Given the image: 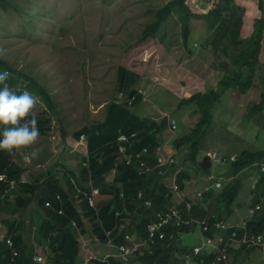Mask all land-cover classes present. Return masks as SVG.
Instances as JSON below:
<instances>
[{"label":"trees","instance_id":"obj_1","mask_svg":"<svg viewBox=\"0 0 264 264\" xmlns=\"http://www.w3.org/2000/svg\"><path fill=\"white\" fill-rule=\"evenodd\" d=\"M258 9L260 12L255 14L252 20L250 34L244 35L243 33L242 35L245 22L244 9L240 8L235 0H218L207 11L193 10L186 0H168L153 12V19L147 22L140 37L134 43L127 45L126 48L133 47V45L147 42L148 39L157 38V36L163 42L162 27L176 16L181 24L183 45L189 49V55H191L193 53L189 48L188 39L191 34L192 19L198 18L205 21L203 27L210 31L200 43V50L205 51L208 45V48H213L216 55L229 60V62L218 65L217 60L213 58L210 60L208 57L205 67L211 72L214 71L212 72L213 77L218 76L215 78V84L193 91L194 93L190 96L179 99L177 110L181 111L183 107L190 105L193 115L198 114L199 116L193 125L185 128L187 133L178 137L171 135L174 150L169 151L170 155H174L176 150L185 145L190 150L187 158L193 163H200L198 159L200 152L208 148L202 143L203 135L213 122L217 105L229 97L238 104L246 103L244 107L246 118L255 117L256 123L263 120L261 115L264 114V0H258ZM10 11H16L20 13V16L26 14L27 20L22 26L28 28L31 26L30 8L24 11L19 3L0 0V17L10 15ZM5 69L10 73L4 81L10 92L19 95L26 90L38 95L44 102L45 107L41 110V114L34 113L39 135L47 134L51 125L49 113L59 112L57 102L49 88L24 68L11 64L0 51V70ZM18 78L22 80L19 86L17 85ZM134 81L136 79L129 73V69L124 65L117 67L116 89L118 92L126 93V98L133 96L130 104L140 102L143 98L142 93L132 88ZM157 102L160 101L157 99ZM128 104V99L120 103L112 99L106 104L101 121L93 125H84L76 130L75 137L85 135L88 142V153L85 157H81L86 165L82 167L78 164L81 168L79 175L76 170L65 171V169L63 179L52 171L48 173L46 169L31 174L27 171V166L14 160L17 151L9 153L0 150V174L4 173L7 180H17L15 187L20 193H15L16 207L25 210L31 204L33 196H36L38 200L41 222L35 237L47 255V262L49 264H79L78 252L81 246L78 234L80 231L85 232V219L91 221L92 233L98 236V242L105 245L110 240L111 244H115V251L118 252L119 245L128 243L125 239L126 231L130 233L136 231L139 235L146 236L147 225L154 220H159L157 213L161 211L163 217L167 213L170 214L161 226L164 235L163 237L157 235L153 253L148 254V248L139 249L134 254H142L137 257L138 260L144 264H183L184 262L185 264H240L245 258L244 256L236 257V255L240 251L244 252L243 255L252 253V249L257 248L255 247L257 235L264 233V206L259 214L245 220L240 227L227 226L223 233L218 231L217 224L220 221H228L233 216L236 199L241 189L240 180L246 169L251 172L253 168H256L258 173V179L251 188L249 204L252 207L259 203L264 204V148L245 149L234 159H226L230 164V169L225 176L233 175V179L226 181L220 189L208 188L203 192L202 198H197V200L196 198L191 199L188 194L181 203L175 205L169 199L170 194L165 195L163 192L165 186L161 183L160 167H155L156 157L152 151L160 145L158 134L163 133L168 127L178 128L177 119L172 114L164 115L160 119L140 116L139 111L130 108ZM163 106L168 105L164 103ZM239 109L242 110L240 105ZM180 115L182 122V113ZM28 118L30 117L26 116L23 119ZM57 118L61 120L60 117L57 116ZM60 132L62 139L65 140L67 133L63 128ZM121 134L128 135L129 140L133 142L128 152H136L143 147L149 148L150 156L143 159L150 167L154 164L153 171L148 172L143 169L139 172L140 160L137 157L132 160V163L127 159L118 160V137ZM64 147L67 148V145L65 144ZM42 154L44 157L50 155L48 148ZM75 155L79 153L75 152ZM60 163L63 168H66L64 162L55 164ZM211 166L212 164L204 168L198 164L194 171L201 169L204 173ZM112 168L117 171L114 179L121 181V185H107L110 187L101 188L103 193L110 195V198L96 206L88 198L92 188L88 185L89 178L97 179ZM24 172H27L29 176L27 181H22L21 174ZM47 173L48 175L44 176ZM190 176V172L183 169L180 171L178 175L180 188H185L183 179ZM8 185L10 184L5 179H0V195L7 191ZM206 185L207 182L204 186ZM160 189L162 191L157 192ZM139 190L141 195H139ZM29 194L31 196L26 197ZM78 199L80 200L77 201ZM148 199L153 200L152 207L146 206L145 201ZM172 207H175L177 214L172 213L170 209ZM2 220L8 230L7 234L1 237L10 238L12 245H9L6 239L0 240V264H35L33 260L35 249L33 246L30 247L23 237L25 231L33 228L34 219L29 217L26 223L20 215L13 220L6 218ZM123 222L127 223V229H119ZM76 226L79 229H76ZM198 230L204 239L192 246L186 244L183 239L184 235ZM107 231H110L109 237ZM244 236L247 238L243 239ZM236 239L241 243L234 247L232 242ZM197 245L200 246L197 247ZM195 248L198 250L196 251ZM12 249L17 252L13 256V261H11ZM188 256L193 257V262L186 263ZM247 259L250 257L248 256ZM124 263L119 258L109 256L107 260H102L101 257L91 258L88 264Z\"/></svg>","mask_w":264,"mask_h":264},{"label":"rangeland","instance_id":"obj_2","mask_svg":"<svg viewBox=\"0 0 264 264\" xmlns=\"http://www.w3.org/2000/svg\"><path fill=\"white\" fill-rule=\"evenodd\" d=\"M10 1L22 5L24 11L30 8L31 26L29 28L22 26L27 20V15L20 16V13L16 11H10V15L0 17V51L3 57L15 67L24 68L45 83L55 98L59 109L57 114L49 113L51 125L47 134L38 135L32 144L23 147L14 156V160L27 166V171L31 174L43 169H46L48 173L52 171L54 174H58L61 179L67 170H76L78 175L80 174L81 168L78 164L82 167L86 165L81 157H85L88 153V142L85 135L76 138L74 133L84 125H93L101 121L106 104L110 100L113 99L120 103L121 100L127 99L126 93L122 92L121 95V92L116 89V71L119 65H124L129 69V73L136 79L132 88L143 95L140 102L128 104L130 108L137 109L140 116L160 119L164 115L170 116L172 114L177 119L178 128L168 127L163 133L158 134L160 145L152 151L154 156L159 152L162 156L166 155L173 158V162L161 167L159 173L162 175L161 183L165 186L163 192L165 195L170 194L169 199L175 205L183 200L185 194H189L188 196L194 199V195H199L201 192L199 196L202 198L203 186L208 181L209 173L216 177L223 176L227 180H231L233 175L224 176L230 169V164L224 161L226 158L230 159L232 155H240L247 148L251 150L264 148V114L261 115L263 120L256 123L255 120L246 118L245 102L238 104L229 97L226 99L225 105H217L213 122L202 138V143L208 148L202 149L200 152L198 159L201 162L198 164L204 168L207 167L203 165V159L208 156L207 160L210 161V165L212 164L209 170L204 171V173L201 169L194 171L198 164L187 158L190 150L185 145L176 150L174 155L169 153L170 150H174L171 135L178 137L187 133L185 128L193 125L199 116L198 114L193 115L190 105L183 107L181 111L177 110L179 99L190 96L194 93L193 91L214 85L217 75L206 80L201 78L208 57L210 60L212 58L217 60L216 64L218 65L229 62L227 58L216 55L213 48H208V45L205 51L200 50V43L204 41L206 33L207 35L210 33L203 27L205 25L203 19H192L188 45L193 54L189 55V49L183 45L181 24L176 16L168 20L162 27L163 42L157 36V38L148 39L147 42L126 48L129 43H134L140 37L147 22L153 19V12L168 0ZM186 1L195 11H207L218 0ZM235 3L244 9L245 22L242 35L243 33L248 35L252 30V20L255 14L260 12L258 0H235ZM206 69L209 71L208 68ZM212 72L214 71L212 70ZM18 79L17 85L19 86L22 80ZM31 95L35 97V101L30 112H39L40 115L41 110L45 107L44 102L38 95ZM157 99L160 102H157ZM164 103L168 106L164 107ZM239 105L242 110L239 109ZM181 113L182 122L179 118ZM61 128L67 133L65 140L62 139ZM65 144L67 148L64 147ZM125 145L130 148L132 142L125 143ZM120 146L121 142L119 141ZM119 147L118 160L132 158V155L122 152V148ZM46 148H48L50 155H46L45 158L42 152ZM207 150L209 151L207 152ZM75 152L79 155L76 156ZM144 152L146 156H150L147 149ZM33 153L35 155H32ZM103 155L106 156V154ZM42 158L43 160L40 161ZM220 160L222 162L219 163ZM57 162L66 163V168H63L61 163L55 164ZM152 168L154 170V164ZM182 169L191 173L189 178L183 179L184 189L180 188L178 184V175ZM116 174V170H110L97 179L89 178L88 185H90L89 188H92L88 198L92 200L91 203L99 206L105 199L110 198L109 194L101 191V188H109L113 185L120 186L121 181L114 179ZM242 175L241 189L236 199L233 216L228 221H220L217 224L218 231L223 233L225 227L233 225L240 227L245 223V220L253 218L263 210L264 204L259 203L258 211L255 210V212L249 204L251 188L258 179L256 168H253L251 172L246 169ZM22 177L29 180L27 172L22 173ZM246 177L247 179H245ZM78 179L80 178L78 177ZM161 191L162 189L157 192ZM138 192L141 193L140 190ZM15 193L19 194L20 192L15 188L12 192L0 195L2 205L0 210V237L7 234L8 230L2 219L13 220L21 215L27 223L28 218L32 217L34 219L33 228L25 231L24 240L35 249L34 257L43 255L46 258L45 251L42 250V246L35 237L41 222L38 200L36 196H33L28 208L25 210L18 209ZM29 196L31 195L26 197ZM148 201L150 202L145 201L146 206L152 207L153 200L148 199ZM170 209L175 210V207ZM84 221L86 222L85 233H82L84 238H80L81 249L78 252V259L82 260H79V263L91 258L101 257L103 259L110 252H113L115 258L121 257L119 254L120 246L125 244L119 245L118 252H114L115 244H111L110 240L105 245L99 243L98 236L92 233L91 221L88 219ZM156 225L157 221L154 220L153 237L150 236L147 226L146 236L139 235L136 231L132 233L126 231L125 239H128L127 235L138 236L140 240L137 247L150 248L152 251L147 249V253L151 254L157 235L159 237L164 235L162 227ZM76 229L79 227L76 226ZM119 229H127V223L123 222ZM161 232L163 235H160ZM109 234L110 231L107 233L108 237ZM78 236L80 235L78 234ZM246 238V236L243 237V239ZM183 239L186 244L192 246L204 238L198 230L185 234ZM256 242V251L250 248L253 250L252 253L243 255L244 252L240 251V254L236 255V257L244 256L245 258L240 264H264L263 232L257 235ZM240 243L241 241L236 239L232 245L237 247ZM199 246L197 245V247ZM195 250L197 251L196 248ZM133 255L123 258L130 259L127 260L129 263L124 264H144L137 258L142 256L141 253L136 257ZM248 256L250 259H247ZM189 262H193V257H187L186 263Z\"/></svg>","mask_w":264,"mask_h":264},{"label":"clouds","instance_id":"obj_3","mask_svg":"<svg viewBox=\"0 0 264 264\" xmlns=\"http://www.w3.org/2000/svg\"><path fill=\"white\" fill-rule=\"evenodd\" d=\"M7 76H8V72L6 69L0 70V150H4V151L11 153L13 151H19L23 147L32 144L36 140V138L38 137L39 130L36 126V114L34 112H30V109L32 108V106L34 104L35 97L33 95L29 94V92L26 90L21 92L19 95L15 94L13 92H10L8 86L4 83ZM122 94L123 93L121 92V95ZM132 97L127 98L128 102L131 101ZM121 101H123V100H121ZM26 116H28L30 118H28L26 120L23 119ZM130 142H132V141L130 140ZM118 143H119V141H118ZM143 148H147V150H149L148 147H143ZM143 148L141 150H143ZM129 149H131V148H128V150ZM141 150L136 151V152H129V153H132L134 158H136L137 157L136 154L138 152H140ZM32 155H35V153H33ZM25 158H27V157H25ZM143 158H148V156L143 155L138 159H143ZM234 158H235V155H232L231 159H234ZM226 159L224 161H226ZM220 162H222V161L220 160L219 163ZM112 170H116V169L112 168ZM225 179H226V181H229V180H227V178H225L223 176H219V177L213 176L212 178L209 179L207 185L203 187V189H204L203 192L205 190H207L208 188H211V187L218 188V189L222 188L223 187L222 185L226 182ZM217 182H219V186H217L218 185V184H216ZM205 187H207V188H205ZM7 188H9V185L7 186ZM15 188L16 187L14 186L12 189H15ZM186 195H188V194H185L183 196V198H186ZM228 224H231V223H228ZM231 225H233V224H231ZM107 233H108V231H107ZM79 234H80V232H79ZM160 235H163V232H161ZM134 236H136V235H134ZM4 239H6V238L0 237V240H4ZM138 239H139V237H138ZM142 248H146V247H142ZM115 249H116V246H115ZM12 251H13V253H12L11 261H13V256L17 254L15 249L14 250L12 249ZM114 252H116V251H114ZM112 253L113 252H110L108 255H105L102 260H107L109 256L114 257V255ZM131 256H132L131 253H129L127 255V257H131ZM133 256L136 257L137 255H133ZM117 258H119L121 261H123L125 263L130 260V259H127L128 261L123 260L122 257H117ZM40 259L41 258L38 256L33 257L34 261H40ZM89 260L90 259H88L87 261H85L83 263H79V264H88Z\"/></svg>","mask_w":264,"mask_h":264},{"label":"built area","instance_id":"obj_4","mask_svg":"<svg viewBox=\"0 0 264 264\" xmlns=\"http://www.w3.org/2000/svg\"><path fill=\"white\" fill-rule=\"evenodd\" d=\"M174 127V126H173ZM119 141L121 142V146L119 147V148H122V152H125V153H127V154H130V155H132V158H129L128 159V162H131L132 163V160H133V158H134V156H133V154L132 153H129L128 152V148H127V146L125 145V143H129L130 141L128 140V137L125 135V134H121L120 136H119ZM145 149H147V148H143V150H141L140 152H138L137 154H136V156L138 157V158H140L141 156H143V155H145V152H144V150ZM156 164H155V167H163V166H165V165H168V164H170V163H172L173 162V158H171V157H168V156H166V155H164V156H162V155H160L159 154V152H157V154H156ZM140 160V165H139V167H138V170H139V172H141L143 169L145 170V171H148V172H151V171H153V168H152V166L153 165H151V167L150 166H148L147 164H146V160H144V159H139ZM150 168V169H149ZM0 179H5V176L4 175H0ZM10 185H9V188H13L14 186H15V184H16V182H15V180H11L10 181V183H9ZM216 184H218L219 185V182H217ZM9 188H7V190L9 189ZM205 188H207V187H205ZM7 192V191H6ZM99 192V191H98ZM142 193H139V195H141ZM199 195H201V192L199 193ZM198 195V196H199ZM146 202H150V201H146ZM256 207H259V205H256ZM172 213L173 214H177V211L176 210H172ZM170 216V214L169 213H167L166 214V216L165 217H163L162 216V213H158V218H159V220H157V227H160V226H162L166 221H167V217H169ZM148 228H149V232H150V236L151 237H153L154 236V222H151L149 225H148ZM133 236H128L127 235V238L128 239H131ZM260 239V238H259ZM6 242L8 243V244H12V240L10 239V238H6ZM197 250H198V248H196ZM131 251H132V249H130L129 247H125V245H121L120 246V250H119V254H120V256L122 257V258H127V255L129 254V253H131ZM38 257H40L41 259H40V261H35V264H49V263H47V258H44V256L43 255H37ZM36 256V257H37ZM123 260H127V259H123Z\"/></svg>","mask_w":264,"mask_h":264},{"label":"bare ground","instance_id":"obj_5","mask_svg":"<svg viewBox=\"0 0 264 264\" xmlns=\"http://www.w3.org/2000/svg\"><path fill=\"white\" fill-rule=\"evenodd\" d=\"M129 104H130V102H128ZM173 128V127H172ZM126 135V134H125ZM127 137H128V135H126ZM128 140H129V137H128ZM118 141H119V137H118ZM130 141V140H129ZM119 145V144H118ZM119 147V146H118ZM149 151V150H148ZM118 154H120V151H118ZM139 160V159H138ZM140 162V161H139ZM0 175H4L5 176V174L3 173V174H0ZM214 175L212 174V173H209V175H208V181H209V179L210 178H212ZM21 177H22V174H21ZM11 180H15V179H11ZM11 180H7L6 178H5V181L6 182H8V183H10V181ZM28 179H26V178H24V177H22V181H27ZM208 181H207V183H208ZM15 182H17V180H15ZM204 187V186H203ZM99 190V189H98ZM9 192H12V188H9L8 190H7V192H5V193H9ZM39 196V195H38ZM60 196V195H59ZM194 198H200V196H198V195H194ZM183 200H184V198H183ZM90 201H92V200H90ZM182 201V200H181ZM179 203H181V202H179ZM178 203V204H179ZM255 210L256 211H258V207H253V212H255ZM63 213V212H62ZM128 240V243H126L125 245L127 246V247H129L130 249H132V251H131V254L133 255V254H135L139 249H142V250H145V249H147V248H138L137 246H138V241H139V239H138V236H133L131 239H127ZM148 249H150V248H148ZM151 250V249H150ZM152 251V250H151ZM140 253V252H139ZM138 254V253H137ZM136 254V255H137Z\"/></svg>","mask_w":264,"mask_h":264},{"label":"crops","instance_id":"obj_6","mask_svg":"<svg viewBox=\"0 0 264 264\" xmlns=\"http://www.w3.org/2000/svg\"><path fill=\"white\" fill-rule=\"evenodd\" d=\"M210 77H212V73H211V71H208L205 67H204V71H203V73H202V75H201V78L203 79V80H206L207 78H210ZM215 84V83H214ZM225 102L226 101H222L221 102V104H223V105H225ZM225 107H227V106H225ZM253 120H255V117H253L252 118ZM247 149H249V150H251L250 148H247ZM157 216H158V213H157ZM1 223V222H0ZM80 238L81 239H83L84 237H82L83 236V234L81 233V231H80ZM79 238V239H80ZM79 244H80V246H81V243H80V241H79ZM79 260H82V259H79Z\"/></svg>","mask_w":264,"mask_h":264},{"label":"water","instance_id":"obj_7","mask_svg":"<svg viewBox=\"0 0 264 264\" xmlns=\"http://www.w3.org/2000/svg\"><path fill=\"white\" fill-rule=\"evenodd\" d=\"M207 159H208V156H206V157L203 159V165L208 167V166L210 165V161L207 160Z\"/></svg>","mask_w":264,"mask_h":264}]
</instances>
